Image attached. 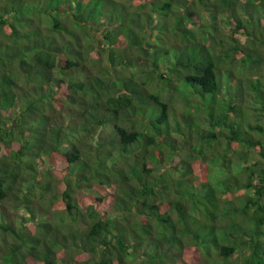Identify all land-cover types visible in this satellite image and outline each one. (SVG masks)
Listing matches in <instances>:
<instances>
[{"label":"trees","instance_id":"trees-1","mask_svg":"<svg viewBox=\"0 0 264 264\" xmlns=\"http://www.w3.org/2000/svg\"><path fill=\"white\" fill-rule=\"evenodd\" d=\"M0 264H264V0H0Z\"/></svg>","mask_w":264,"mask_h":264},{"label":"rangeland","instance_id":"rangeland-1","mask_svg":"<svg viewBox=\"0 0 264 264\" xmlns=\"http://www.w3.org/2000/svg\"><path fill=\"white\" fill-rule=\"evenodd\" d=\"M206 36L208 37L209 36V31H207V33H206ZM166 38H168V36L166 35V33L165 32H160L159 34H158V36L157 37H155L154 38V41H152V45H156V44H158V45H161V42H163V43H168L169 42V40H167ZM160 40V41H159ZM185 86H183V88H184ZM182 88V89H183ZM183 93H181V91H177V93L174 95V97L172 98V104L174 105V106H178V104H179V99L180 98H182L181 97V95H182ZM189 104H192V102H189ZM172 134H174L175 135V132H171ZM170 133V134H171ZM197 144H193V145H191L192 147H194L195 148V146H196ZM206 159H207V163H208V161H211V159H209V155H207V153H206ZM248 160L250 161V160H254L253 158H248ZM235 161H238V160H235ZM210 164V163H209ZM212 164V163H211ZM210 164V165H211ZM222 173H220V174H218V172H217V170H215L214 169V167L213 168H211L210 167V174H209V179H211V181L212 182H214V181H216V179L217 178H223V177H225L226 175H228L229 173L227 172V170H225V172H224V175H221ZM243 189H240L239 190V192L240 191H242ZM18 212H19V216H21L25 221H24V223L25 224H27V225H31V222H30V220L28 219V215H27V213L23 210V209H21V208H19L18 209ZM44 221H49V217H46V218H42ZM17 222H18V220H17Z\"/></svg>","mask_w":264,"mask_h":264}]
</instances>
